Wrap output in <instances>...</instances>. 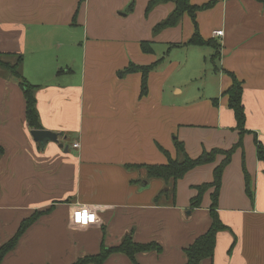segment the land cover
<instances>
[{
    "label": "crops",
    "instance_id": "1",
    "mask_svg": "<svg viewBox=\"0 0 264 264\" xmlns=\"http://www.w3.org/2000/svg\"><path fill=\"white\" fill-rule=\"evenodd\" d=\"M149 2L0 0V57L23 56L19 69L37 85L40 126L67 146L41 147L33 139L22 89L0 72V247L38 212L0 264H72L102 245H118L127 233L162 249L133 260L113 252L103 264H185L184 248L211 224L214 188L196 208L190 199L196 186L213 180L225 154L188 170L171 202L165 194L155 202L164 181L139 187L143 170L127 166L167 163L166 153L176 155L174 139L191 158L234 149L217 200L230 230L217 233L212 256L200 264H264V162L256 156V142L264 146V0H189L205 6L196 11L197 29L215 45L187 44L195 29L187 13L154 30L175 4L147 11ZM141 42L151 51H142ZM153 63L142 93V72L125 69ZM229 73L242 83L243 133L225 94ZM78 205L95 208L99 221L72 224Z\"/></svg>",
    "mask_w": 264,
    "mask_h": 264
},
{
    "label": "trees",
    "instance_id": "2",
    "mask_svg": "<svg viewBox=\"0 0 264 264\" xmlns=\"http://www.w3.org/2000/svg\"><path fill=\"white\" fill-rule=\"evenodd\" d=\"M172 1L175 4L172 12L160 23H158L154 30H159L166 26L176 25L183 15L187 13L194 24V31L188 40L187 44L191 45H215L213 39L204 40L197 29V23L195 21L196 11L205 6H194L191 5L189 0H150L147 6V11L151 9L154 5L159 2ZM141 49L144 52L151 51L149 46V42H141ZM217 55V54H216ZM215 57V55H214ZM23 56L16 55L13 62L3 59L0 57V68L7 73L13 75L16 78L19 86L22 89L24 99H25V118L26 122L31 129H42L40 126L38 116L36 113V99H35V89L37 85H33L29 83L20 72V65L22 64ZM155 66V63L146 65V66H138L134 64H129L125 69L126 72H134L139 70L142 72V93L145 92V77L147 72ZM232 77V83L229 88L225 91V94L228 96V106L233 109L236 125L240 129V132L244 131V123H245V113L244 107L242 104V83L239 81L232 73H229ZM238 144V143H237ZM236 144V146H237ZM174 146L176 155L172 158L168 153H166L168 157V161L165 164H137L135 166H127L128 168L134 167L137 169L143 170V176L140 177L136 182L140 184V186H146L147 183L151 179H161L164 181L165 186L168 190L162 191L165 195H171V197H175V183L178 179L184 176V174L190 170L191 168L201 165L207 162H210L214 159L217 153H224L225 158L222 162L214 169L213 172V180L208 183H203L201 185L196 186L197 194L190 199V208H196L200 205L203 193L213 187V192L211 193V205H210V215H211V224L208 229L197 236L194 241L184 248L185 254V264H200L201 261L206 257H211L214 251L215 243H216V235L219 231L228 230V226H226L218 216V193L221 182V175L224 166L229 162L233 147L228 151H222L219 149H211L210 151H203L198 157L191 158L184 149V145L181 141L174 139ZM165 152V151H164ZM3 153V148L0 146V155ZM256 156L258 160L264 162V146L260 142H256ZM245 174V190L249 195L250 199L253 198V192L251 190V181L250 177ZM172 199V200H173ZM38 215H31L30 217L23 220L15 233V235L10 238L5 244L0 247V262L3 256L11 250L15 244L17 243L20 236L26 230V228L34 222ZM230 230V229H229ZM235 241V240H234ZM161 246L156 242L149 243H138L135 242L130 233L125 234L120 243L113 247H106L104 245L101 246L100 251L96 255L85 256L79 258L72 264H103L104 260L108 255L113 252H121L127 255L129 258L133 260L134 254L138 252H147L154 250L156 252L161 251Z\"/></svg>",
    "mask_w": 264,
    "mask_h": 264
},
{
    "label": "built area",
    "instance_id": "3",
    "mask_svg": "<svg viewBox=\"0 0 264 264\" xmlns=\"http://www.w3.org/2000/svg\"><path fill=\"white\" fill-rule=\"evenodd\" d=\"M222 32V30H216L213 34L214 36H220L222 35ZM77 145V143H73V146L76 147ZM96 211L97 210L93 207L78 205L72 210L70 214L71 223L78 226H87L97 223L99 221V217Z\"/></svg>",
    "mask_w": 264,
    "mask_h": 264
},
{
    "label": "water",
    "instance_id": "4",
    "mask_svg": "<svg viewBox=\"0 0 264 264\" xmlns=\"http://www.w3.org/2000/svg\"><path fill=\"white\" fill-rule=\"evenodd\" d=\"M30 133L33 139L38 142L41 147H43L48 141H53L56 142L59 147H62L64 151H67V146L59 141L58 134L55 132L46 129H32Z\"/></svg>",
    "mask_w": 264,
    "mask_h": 264
},
{
    "label": "rangeland",
    "instance_id": "5",
    "mask_svg": "<svg viewBox=\"0 0 264 264\" xmlns=\"http://www.w3.org/2000/svg\"><path fill=\"white\" fill-rule=\"evenodd\" d=\"M78 29H79V28H78ZM79 31H80V30H79ZM79 31H78L77 29L74 30V35H75V37H78V33H79ZM6 59L9 60V61H11V62L14 61V58H9V57H7ZM0 72H1V74H6V71H4L2 68H0ZM14 80H16V78H15ZM69 136H70L69 140L71 141V135H69ZM138 185H140V184H138ZM139 187H143V186H139ZM163 188H164V190L167 189L166 186H163V187H162V190H160V192L158 193V197H157V199H155V202L164 198V193L162 192V191H163ZM167 196L169 197L168 200H170V202H171V200H172L171 195L169 194V195H167ZM165 199H166V198H165Z\"/></svg>",
    "mask_w": 264,
    "mask_h": 264
}]
</instances>
